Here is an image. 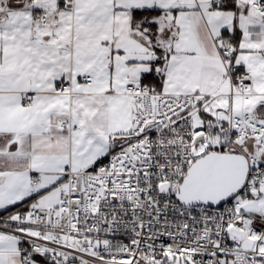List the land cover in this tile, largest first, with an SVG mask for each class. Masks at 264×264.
<instances>
[{
	"label": "snow or ice",
	"instance_id": "obj_1",
	"mask_svg": "<svg viewBox=\"0 0 264 264\" xmlns=\"http://www.w3.org/2000/svg\"><path fill=\"white\" fill-rule=\"evenodd\" d=\"M0 264H264V0H0Z\"/></svg>",
	"mask_w": 264,
	"mask_h": 264
}]
</instances>
